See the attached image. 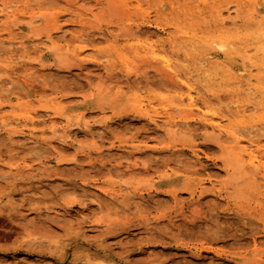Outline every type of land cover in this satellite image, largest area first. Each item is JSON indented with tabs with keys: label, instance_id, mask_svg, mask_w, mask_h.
Segmentation results:
<instances>
[{
	"label": "rangeland",
	"instance_id": "obj_1",
	"mask_svg": "<svg viewBox=\"0 0 264 264\" xmlns=\"http://www.w3.org/2000/svg\"><path fill=\"white\" fill-rule=\"evenodd\" d=\"M232 1L6 0L15 18L0 12V264H264V105L226 116L254 122L240 143L218 138L197 118L185 123V89L158 58L191 69L204 97L228 78L240 104L258 100L242 88L248 73L264 83L254 79L264 51L220 56L230 68L195 44L264 17L262 0L238 14ZM219 4L231 7L224 27L213 25ZM167 35L180 44L164 40L154 58L149 44Z\"/></svg>",
	"mask_w": 264,
	"mask_h": 264
},
{
	"label": "bare ground",
	"instance_id": "obj_2",
	"mask_svg": "<svg viewBox=\"0 0 264 264\" xmlns=\"http://www.w3.org/2000/svg\"><path fill=\"white\" fill-rule=\"evenodd\" d=\"M262 1L264 2V0H262ZM0 2H1V6H2V7H0V12L4 13V16H5L6 19H10V20L14 19L15 18V13H12V12L8 13L7 11L5 12V10L10 8L9 6H6V4L8 2H6V0H0ZM251 3H254V4L256 3V6H259V5L262 4L261 1H259V0H241V1L239 0V1H232V2H230L228 4H233L232 5L233 6V10H234V12L236 14H238L239 8L241 6H245V5L251 4ZM228 4H225V5L219 4L217 6H214L216 15H215V19L213 21V25L224 27L228 23L226 21V19H228L230 17V10H231V7L228 6ZM224 10H225V12L227 14L226 16H223V11ZM42 12L43 11L40 10L38 12L30 13L29 15H30V17H34L36 15L42 16V14H43ZM231 14H233V12ZM139 15L141 16L140 17V23L141 24L145 23V24H147L149 26L150 24H149L148 21H149L151 16L145 15V13H142V12ZM236 17H238V16L236 15ZM240 20L245 25V31L244 32H241V31L237 30V31L233 32L232 34H226L225 32H222L220 30V31H218L217 34L215 33V34H212V35H209V36L202 37V39L199 40L200 42L199 41L195 42V44H204V45H208L209 46V49H207L208 52L205 54L208 57L207 60L209 61V63H213V64H217V63L219 64L220 63L222 65L225 64V65H228L231 68V67H233L235 65V62L234 61L232 62L230 60H225V59L223 61V60L220 59V56H225V55L227 56V55L233 54V55H235V57L241 56L243 58H248L250 52L257 53L258 51H264V17H262L259 22H255L254 21L255 18H254L253 15H250L249 17H247L244 20H242L240 18ZM54 21H57V16L54 17ZM257 24H260L261 26L259 28H257L256 31H253L251 29V27L253 25H257ZM137 26H139V25H137ZM137 26H136V28H137ZM80 28L81 29L83 28L85 30L86 29H90V27L88 28V27H85L84 25H81ZM56 29H60V26H58ZM105 30L108 31V28H106ZM144 30H146V29H144ZM79 32H77V33H79ZM95 34H96V32H95ZM102 34H104V33H102ZM136 34H138V32ZM136 34L134 33L135 36H137ZM154 34H156V33H154ZM86 35H87V33H86ZM82 36H83V34L81 32V34L77 35V37H75V38H77V40L78 39L82 40ZM47 37L49 38L50 36L47 35ZM164 40L167 41V43L169 44L170 48H175L177 45L180 44L178 41H176V39H172L168 35L165 37V39H159L156 42H153V43L149 44V50L153 54L154 58L158 57L157 56V52L158 51H160V50L162 51L163 50L162 47H163V41ZM85 42H86V40H85ZM241 43H243L245 45L237 47V48L235 47L236 44H241ZM17 44L19 46H22L21 43H17ZM82 48H84V47H82ZM121 48H122V46H121ZM80 50H81V48L79 49V51ZM154 55H156L157 57L154 56ZM158 58L161 59L160 60L161 61L160 62V66L162 67V70L164 71V73L162 72L161 74H164V76H166L171 82H175L177 85H179V86L183 87V89H185V92L183 93V95H184V99H186V102L184 104L180 105V106H177V108L182 109V110L187 112V113H184V116H182L183 120L185 121V123H188L190 120H193L194 118H197L200 122H203L205 125L209 126L212 131L216 132V134L218 135V138H222L223 136H226V138L227 137L231 138L232 141L235 142V143H240V141L244 140L240 136L242 134V132H243L242 129H249V128L253 127L254 126V124H253L254 122L251 119L245 118L243 121L239 122V124H234L233 122H230V121L225 123V120H227L226 116H228V115L231 116L233 114L234 115L235 114L238 115L239 113H244L246 111L256 109L254 107V106H256V104H258V105H262L263 104L264 105V83L260 84V85H258V84L251 85L250 84L251 75H249V73L247 72L248 74L245 76V78H246V81L248 82V84L246 86H244L242 88V90L246 91V92L255 91L256 93L259 94L260 98L258 100H254V98H252L251 96H248V101L251 102V104L246 105V106L244 104H240V101H239L240 100V97H239L240 89H234V87H233V89L230 88L229 87V79L228 78H227V80H224L223 78H221L220 80L215 81L214 85H212V86L209 84L210 88L206 90L207 91L206 93L209 92L210 94L207 97H204V96H202L200 94V91L198 90V88L196 86H194V82L192 80L193 76L191 75V72H192L191 69L185 70L184 68H179V66H177L174 62H171V61H169L167 59H164L163 57H158ZM203 64H204V62H203ZM255 66H256L257 71H259V74L263 73V75L262 76L261 75L260 76H254V79L258 80V82L264 81V59H262L258 64H255ZM238 72L239 73L246 72V69L244 67H242V68L239 67L238 68ZM114 73H112L113 77L116 76V74L114 76ZM110 75L111 74H109V76ZM104 76H106V75H104ZM238 77H240V76H237V78ZM134 79H133V81H134ZM138 80H140V79H138ZM135 82H136V80H135ZM148 83H149V81H148ZM205 85H208V83H206ZM213 86H215V87L217 86V87L213 88ZM205 88H206V86H205ZM195 97H197L198 102H200L202 104V106L198 105L199 103L196 102ZM210 99L216 100V102L218 103L219 106H221V105L223 106V99H224V101L227 100V99H230L232 103L233 102L235 103L234 105H236V103H237V105L234 107L233 112L230 111L229 108H227L228 106H225V108L227 110H225V109L212 110L210 107L207 106ZM202 107H206V110L203 111ZM207 108H209V110ZM193 110H196L197 112L195 114H193ZM155 113H156L155 115L153 113L154 116L150 117V119L152 121H156V119L154 117H159L157 110L155 111ZM144 114H145V112H144ZM146 114H145V116H146ZM150 114H151V112H150ZM206 115H208L209 117H207ZM262 119H263V122H264V114L262 115ZM155 124L157 126L159 125L157 123H155ZM195 124H197V123H195ZM1 125H3V120L2 119L0 120V126ZM182 127H184V125H182ZM245 142L247 144H249V145H253L254 141L253 140H246ZM218 144H220V142H218ZM246 149L247 148L244 147L243 151H245ZM255 151H258V149L256 147H255ZM175 153H176V151H175ZM253 157H255V155H253ZM222 161H223L225 172L226 173H228L229 171L233 172V166H232L231 162L227 159L226 154H224V153H222ZM262 176H264V174ZM166 191H168V190H166ZM174 191L175 190H170L168 192L170 194H173ZM119 192L121 193L122 189H119ZM191 193H193V192H191ZM201 193H202V191H201ZM119 195H121V194H119ZM241 230H243V229L241 228ZM216 232H218V231H216ZM237 232H238V230H237ZM244 232H243V234H244ZM243 234H241V235H243ZM213 235H214V233H213ZM37 239H39V237H37ZM33 240H36V238L33 239ZM36 241H35V243H37ZM56 243L54 242V244H56Z\"/></svg>",
	"mask_w": 264,
	"mask_h": 264
}]
</instances>
